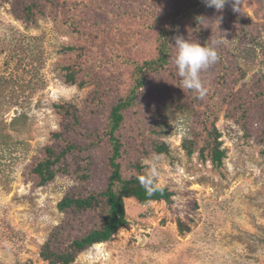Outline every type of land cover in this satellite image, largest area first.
Instances as JSON below:
<instances>
[{
    "label": "rangeland",
    "instance_id": "rangeland-1",
    "mask_svg": "<svg viewBox=\"0 0 264 264\" xmlns=\"http://www.w3.org/2000/svg\"><path fill=\"white\" fill-rule=\"evenodd\" d=\"M26 1L43 8L45 15L37 14L34 25L15 17L16 1L0 0V76L15 81L14 92L0 98V123L5 124L0 129L11 136L0 143V264H48L40 252L60 228L64 239L99 228V216L92 213L81 215L74 228L69 222L74 218L61 213L58 203L67 195L85 197L103 189L110 173L107 142L99 151L68 156L69 172L48 186L37 187L29 173L46 148L61 151L67 141L87 147L103 134L116 100L135 86L133 61L144 64L157 57L160 28L151 24L178 8L187 11L179 19L182 37L201 44L202 31L208 44L219 42L215 46L225 66L215 63L208 74H200L205 90L216 92L201 99L181 85L172 42V74L147 77L151 91L144 92L150 96L141 94L136 104L140 125L129 111L122 159L125 177L140 164L157 187L173 194L172 202L142 206L127 199L125 228L74 264H264V0H242L240 11H233L232 3L222 12L206 7L196 27L192 9L195 3L202 9L203 0ZM82 6L90 17L87 27H77L81 33L54 22L57 17L59 24L70 23L69 16ZM74 46V55L64 53ZM64 66L81 70L88 86L66 84ZM255 96L261 104L253 112L256 108L245 105ZM62 104L73 105L79 120L57 113L54 106ZM238 122L248 125L247 135ZM214 128L226 156L220 169L200 159L208 135L213 142ZM162 143L168 153L155 154ZM188 146L197 147L193 155ZM180 225L187 230L181 232Z\"/></svg>",
    "mask_w": 264,
    "mask_h": 264
},
{
    "label": "trees",
    "instance_id": "trees-1",
    "mask_svg": "<svg viewBox=\"0 0 264 264\" xmlns=\"http://www.w3.org/2000/svg\"><path fill=\"white\" fill-rule=\"evenodd\" d=\"M17 2L14 7V15L17 19L23 20L27 25L36 24L37 14L45 15L43 8L35 4V2H25V0H14ZM231 3L226 4L225 7L228 8ZM82 9H75V15L69 16L70 23L59 24L57 17H54V22L59 25V28H73L72 33H81V29L77 28L79 25H84L87 27L89 24V16L85 13L87 9L86 6H82ZM206 8L203 5L201 9V4L195 3L191 15L197 21L193 22V26L196 27L200 24L201 20V10ZM122 11L124 8L119 6ZM127 11L126 9L123 10ZM187 11L182 8H178L177 11L172 14L171 17L166 19L158 20L153 22L151 25L153 28L157 26L160 28L158 32V51L157 57L147 63L140 64L138 62L132 63L133 72L132 77H134L135 86L126 96L119 97L116 100L114 106L111 108L110 114L107 118V124L103 127L105 131L103 134L96 139H92L91 143L87 147H80L74 143L67 141V146L61 151H57L52 147L45 149V157L43 160L32 165L31 171L29 173V178L37 181V187H45L54 182L56 176L61 173H68L70 170V163L68 162V156L75 154L76 152L88 153L100 150L102 145L107 142V147L111 151L109 153V176L106 177L103 189L97 193H91L85 197H80L76 195H67L58 203V210L61 213L69 214L72 218L69 222L74 223L79 220L81 215L87 214H98L99 216V228L90 229L88 232H84L80 237H68L64 239L60 230L52 234L50 239L42 247L40 252V257L44 262L48 264H74L82 253L88 251L95 245L107 243L112 239V237L128 223L125 201L127 199H135L142 206H147L153 202L164 201L166 203H171L173 194L165 188H159L155 185L154 181L149 178L144 173V167L137 164L133 168V175L130 177H125L122 159L124 156V148L126 147V139L123 137L127 131H129V111L134 112V118L140 125V119L136 117L139 111L136 110V104H139V100H142L141 94H145L146 88L151 91L150 87L147 85V77L151 75H159L170 73L172 70L169 69V64L172 58V42L175 41L176 36H181L182 25L180 26V17L186 14ZM65 15H68L64 12ZM115 16H118L115 14ZM84 31V30H83ZM197 33H199L197 31ZM201 38V45L205 43L208 44V37L202 31L199 35ZM84 37H88V34H84ZM129 40V39H128ZM137 39H133L132 43H137ZM131 50V47H129ZM77 52L76 47H67L64 51L65 54L70 53L74 55ZM219 55V60L217 62L218 67H224L226 61ZM127 64H131L130 60L123 61ZM113 64H110L112 66ZM214 66V65H213ZM176 67V66H175ZM212 69V68H211ZM208 69L203 70L205 74H208ZM61 77L64 82L70 86H77L79 88H85L88 86L86 79H82L81 76L83 72L81 70H76L70 66L62 67ZM118 69L113 67L112 73L118 74ZM201 72V73H202ZM119 75V74H118ZM83 77V76H82ZM13 85L15 81L9 77L0 76V98H6L8 96L7 92L11 89L13 91ZM167 83H162V91L167 94ZM161 91V92H162ZM14 92V91H13ZM170 92V91H169ZM168 92V93H169ZM216 91L211 90L209 87L206 89L208 95L215 94ZM12 98H16V93L12 94ZM146 95V94H145ZM163 95V94H162ZM146 96H150L146 95ZM165 96V94H164ZM167 96V95H166ZM170 96V95H169ZM260 96H264L263 94ZM261 97H254L253 101L246 103L245 107L256 108L252 109L253 112L259 109L261 104ZM4 103V102H3ZM2 103V104H3ZM165 103V102H163ZM16 103H10V105H15ZM167 104V103H166ZM170 107V105H168ZM54 108L56 112L60 115L72 119L74 121L79 120L76 108L70 104L55 105ZM166 110V109H165ZM136 113V114H135ZM240 126L245 131V135L249 131V127L246 123ZM5 124L0 123L3 127ZM250 132V131H249ZM3 128L0 129V143H6L11 140V136L2 134ZM213 142H208L212 139L211 134L208 135V140L205 143L206 147L202 148L200 151V159L203 162L210 161L214 168L220 169L223 165V160L225 159V152L221 150L222 143L220 140V133L216 128L213 132ZM55 139H59L58 134H54ZM247 138H249L247 136ZM262 145L264 146V137L262 140ZM197 147L190 148L188 146V154L193 155ZM169 148L164 144H158L155 147V154H167ZM262 156L264 158V148L262 150ZM88 176V175H86ZM87 178V177H86ZM146 185H153L156 191L149 196L146 190ZM83 218V216H82ZM68 231H71V227L65 226ZM187 230L182 225H180V231L185 232Z\"/></svg>",
    "mask_w": 264,
    "mask_h": 264
},
{
    "label": "clouds",
    "instance_id": "clouds-1",
    "mask_svg": "<svg viewBox=\"0 0 264 264\" xmlns=\"http://www.w3.org/2000/svg\"><path fill=\"white\" fill-rule=\"evenodd\" d=\"M206 7L214 8L217 12H222L226 4L232 3L233 11H240L238 7L242 0H203ZM204 20L203 18H201ZM220 22V19H217ZM176 55L174 64L177 69L180 83L184 88L194 90L202 99L206 94L204 82L201 79V72L206 70L211 65H214L219 60V55L216 50V43L201 45L197 40L185 39L182 36L175 38ZM181 134L185 132L182 126L177 129ZM148 195L151 196L156 188L153 185H146Z\"/></svg>",
    "mask_w": 264,
    "mask_h": 264
},
{
    "label": "bare ground",
    "instance_id": "bare-ground-1",
    "mask_svg": "<svg viewBox=\"0 0 264 264\" xmlns=\"http://www.w3.org/2000/svg\"><path fill=\"white\" fill-rule=\"evenodd\" d=\"M96 246V245H95Z\"/></svg>",
    "mask_w": 264,
    "mask_h": 264
}]
</instances>
